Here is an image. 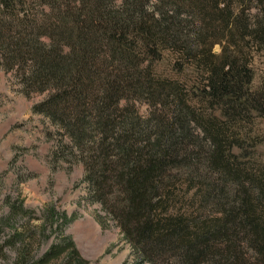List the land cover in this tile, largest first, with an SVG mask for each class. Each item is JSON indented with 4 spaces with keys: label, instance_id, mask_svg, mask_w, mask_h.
<instances>
[{
    "label": "trees",
    "instance_id": "trees-1",
    "mask_svg": "<svg viewBox=\"0 0 264 264\" xmlns=\"http://www.w3.org/2000/svg\"><path fill=\"white\" fill-rule=\"evenodd\" d=\"M164 52L174 73L196 71L191 92L155 78ZM256 54L264 59V0H0V68L24 96L46 95L32 113L69 141L53 161L83 165L89 202L141 263L264 264V163L241 135L264 119ZM129 99L169 121L140 132ZM180 169L186 191L197 186L185 205L174 190ZM61 260L88 264L69 239L34 264Z\"/></svg>",
    "mask_w": 264,
    "mask_h": 264
},
{
    "label": "rangeland",
    "instance_id": "rangeland-1",
    "mask_svg": "<svg viewBox=\"0 0 264 264\" xmlns=\"http://www.w3.org/2000/svg\"><path fill=\"white\" fill-rule=\"evenodd\" d=\"M214 52L218 53L219 48ZM163 57L153 66L155 78L177 81L191 92L198 85L196 71L186 67L182 73H174V57L168 52ZM263 63L260 55H254V90L261 84ZM45 97L24 96L13 73L0 68V264H21L19 255L23 252L27 264H34L64 239L74 243L88 264H146L141 263L99 204L89 202L83 165L63 159L53 161V152L69 141L47 119L32 113V107ZM123 105L131 109V119L140 132H156L158 125L169 121L161 107L145 100L129 99ZM189 105L201 111L196 101H189ZM214 115L219 117L218 112ZM241 135L251 139L246 149L254 150L255 160L264 163V119L254 118ZM252 142L256 145L252 146ZM201 147V151L206 150L205 145ZM238 152L233 149V153ZM193 164L201 175L211 174L200 163ZM184 172L176 171L179 179L174 190L178 205H185L197 193V186L186 191V177H181ZM179 208L186 212V206ZM210 215L212 212L208 211L207 216ZM63 218L68 223L63 224Z\"/></svg>",
    "mask_w": 264,
    "mask_h": 264
}]
</instances>
